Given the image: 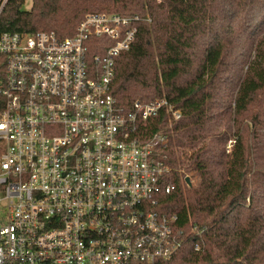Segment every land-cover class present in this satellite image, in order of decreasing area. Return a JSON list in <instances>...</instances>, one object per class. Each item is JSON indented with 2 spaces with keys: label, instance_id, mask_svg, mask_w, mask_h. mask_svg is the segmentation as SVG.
<instances>
[{
  "label": "built area",
  "instance_id": "1",
  "mask_svg": "<svg viewBox=\"0 0 264 264\" xmlns=\"http://www.w3.org/2000/svg\"><path fill=\"white\" fill-rule=\"evenodd\" d=\"M141 20L94 12L70 36L0 31V264H164L181 248L165 209L169 136L145 128L181 111L112 94Z\"/></svg>",
  "mask_w": 264,
  "mask_h": 264
},
{
  "label": "trees",
  "instance_id": "2",
  "mask_svg": "<svg viewBox=\"0 0 264 264\" xmlns=\"http://www.w3.org/2000/svg\"><path fill=\"white\" fill-rule=\"evenodd\" d=\"M31 1L8 0L0 31L65 37L88 13L142 17L112 94L127 109L165 97L181 111L145 125L168 133L177 190L165 209L184 230L164 264H264V0Z\"/></svg>",
  "mask_w": 264,
  "mask_h": 264
},
{
  "label": "rangeland",
  "instance_id": "3",
  "mask_svg": "<svg viewBox=\"0 0 264 264\" xmlns=\"http://www.w3.org/2000/svg\"><path fill=\"white\" fill-rule=\"evenodd\" d=\"M31 0H24V8L25 9H29L30 8V6H31Z\"/></svg>",
  "mask_w": 264,
  "mask_h": 264
},
{
  "label": "water",
  "instance_id": "4",
  "mask_svg": "<svg viewBox=\"0 0 264 264\" xmlns=\"http://www.w3.org/2000/svg\"><path fill=\"white\" fill-rule=\"evenodd\" d=\"M184 181H185V183H186L188 186L191 185L190 179H189L188 177H185V178H184Z\"/></svg>",
  "mask_w": 264,
  "mask_h": 264
}]
</instances>
